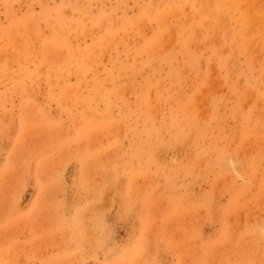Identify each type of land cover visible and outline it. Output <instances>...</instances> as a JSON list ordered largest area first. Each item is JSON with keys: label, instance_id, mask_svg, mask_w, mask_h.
<instances>
[{"label": "rangeland", "instance_id": "obj_1", "mask_svg": "<svg viewBox=\"0 0 264 264\" xmlns=\"http://www.w3.org/2000/svg\"><path fill=\"white\" fill-rule=\"evenodd\" d=\"M0 264H264V0H0Z\"/></svg>", "mask_w": 264, "mask_h": 264}]
</instances>
